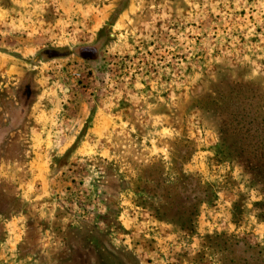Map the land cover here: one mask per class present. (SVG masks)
Segmentation results:
<instances>
[{
  "label": "rangeland",
  "instance_id": "obj_1",
  "mask_svg": "<svg viewBox=\"0 0 264 264\" xmlns=\"http://www.w3.org/2000/svg\"><path fill=\"white\" fill-rule=\"evenodd\" d=\"M0 264H264V0H0Z\"/></svg>",
  "mask_w": 264,
  "mask_h": 264
},
{
  "label": "crops",
  "instance_id": "obj_2",
  "mask_svg": "<svg viewBox=\"0 0 264 264\" xmlns=\"http://www.w3.org/2000/svg\"><path fill=\"white\" fill-rule=\"evenodd\" d=\"M31 48V46L29 45V44H27V47H24V54H25V56H27L29 53V51H28V49H30ZM44 53H46L45 52V49H40L36 54H34L30 59H33V60H38V59H40V58H42L43 59V54ZM30 55H28V57H29ZM44 57H45V54H44ZM23 64V63H22ZM32 65V64H31ZM20 66H21V61H13L12 62V64H11V66H8V70H7V73L6 74H11V73H13V72H15V71H17L19 68H20Z\"/></svg>",
  "mask_w": 264,
  "mask_h": 264
},
{
  "label": "trees",
  "instance_id": "obj_3",
  "mask_svg": "<svg viewBox=\"0 0 264 264\" xmlns=\"http://www.w3.org/2000/svg\"><path fill=\"white\" fill-rule=\"evenodd\" d=\"M227 148V149H226ZM225 149H223L224 151H228V148H230V146H227ZM244 149L243 148H241V151L240 152H238V154H239V156H241L240 154H242V151H243ZM229 152V151H228ZM192 215H193V213H192Z\"/></svg>",
  "mask_w": 264,
  "mask_h": 264
}]
</instances>
